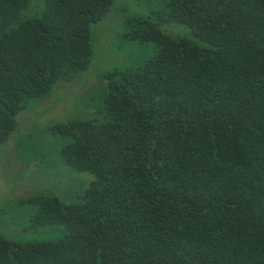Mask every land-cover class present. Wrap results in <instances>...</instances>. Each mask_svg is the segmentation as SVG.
I'll use <instances>...</instances> for the list:
<instances>
[{"label": "trees", "instance_id": "16d2710c", "mask_svg": "<svg viewBox=\"0 0 264 264\" xmlns=\"http://www.w3.org/2000/svg\"><path fill=\"white\" fill-rule=\"evenodd\" d=\"M27 2L0 0V147L30 101L87 71L112 0ZM158 2L118 35L151 55L49 127L92 179L68 201L27 196L20 231L60 236L0 234V264H264V0Z\"/></svg>", "mask_w": 264, "mask_h": 264}, {"label": "rangeland", "instance_id": "374dc122", "mask_svg": "<svg viewBox=\"0 0 264 264\" xmlns=\"http://www.w3.org/2000/svg\"><path fill=\"white\" fill-rule=\"evenodd\" d=\"M158 4V0H112L106 15L89 26L92 55L87 71L67 84H57L47 96L30 101L14 117V130L0 147V212L6 215L0 217L1 235L18 241H47L60 236L61 231L53 233L50 229L20 231L33 214L32 206L20 203L27 196L53 194L68 201L84 191L92 179L65 164L59 147L61 139L49 127L53 121L90 114L86 100L91 97L97 104L104 71L110 67L132 69L139 65L140 58L151 55V46L137 47L118 35L127 33L123 26L126 17H151L150 11ZM40 5L41 0H28L22 15H39ZM6 217L10 219V230Z\"/></svg>", "mask_w": 264, "mask_h": 264}]
</instances>
